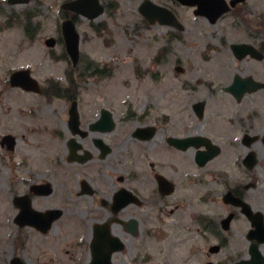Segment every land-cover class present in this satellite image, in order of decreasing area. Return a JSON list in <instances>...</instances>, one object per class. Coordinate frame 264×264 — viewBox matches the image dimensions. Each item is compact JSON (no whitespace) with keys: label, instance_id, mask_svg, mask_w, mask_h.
Wrapping results in <instances>:
<instances>
[{"label":"flooded vegetation","instance_id":"flooded-vegetation-1","mask_svg":"<svg viewBox=\"0 0 264 264\" xmlns=\"http://www.w3.org/2000/svg\"><path fill=\"white\" fill-rule=\"evenodd\" d=\"M10 1L17 0H0V36L16 21L4 14L5 7L30 22L39 16L33 11L38 0ZM77 1L54 0L48 7L58 19L43 51L56 66L68 67L63 81L40 78L33 60L20 65L0 60V200L8 210V224L20 236L26 231L47 235L62 219H76L75 226L69 221L65 227L73 243L85 250L84 264L100 248L101 258L111 252L112 264H117L121 252L116 247L122 242L124 251L141 226L126 211L159 201L168 206L176 197L177 209L196 226V242L205 252L200 264H264V9L253 7L250 0L179 4L220 34L227 32L230 19L237 21L230 27L245 31L247 40L232 45V52L238 60L254 62L258 70L231 77L218 91L207 84L203 98L197 95L205 81L186 82L189 97L180 102L185 106L182 114L173 115L165 106L155 111L151 104L135 111V102H119L109 92L85 104L80 81L89 66L81 30L85 25L104 27L96 21L107 7L100 0L104 14L90 20L72 10ZM81 8L96 14L101 6L95 0V5L84 2ZM174 14L176 27L161 26L184 32L185 22ZM30 26L24 35L35 42L40 29L33 22ZM77 37L75 64L70 50H75ZM217 38L221 43L223 38ZM237 45L253 52L240 59L233 49ZM20 46L29 49L19 48L17 55L40 53L36 44ZM103 77L104 68L93 74L97 83ZM237 79L251 81L257 90L251 85L242 94L229 91ZM141 160L145 164L140 168ZM52 211L60 212L53 222Z\"/></svg>","mask_w":264,"mask_h":264},{"label":"rangeland","instance_id":"rangeland-1","mask_svg":"<svg viewBox=\"0 0 264 264\" xmlns=\"http://www.w3.org/2000/svg\"><path fill=\"white\" fill-rule=\"evenodd\" d=\"M102 1L107 11L96 22L104 23V27L92 29L85 25L81 30L88 55L86 66H89L88 73L80 81L85 91V104L98 101V93L109 92L110 97L118 98L119 102H135V111L151 104L155 111L165 106L173 115L182 114L185 106L180 102L189 97L186 93L190 86L186 82L205 81L206 86H201L197 95V98H203L204 93L209 92L207 84L211 91H218V87L229 83L231 77L253 75L258 70L254 62L238 60L232 52V45L247 40L245 31L230 27L231 23L237 22L233 19L225 28L227 32L220 34L219 30L196 20L190 8L181 7L172 0H151L180 16L186 25V30L180 32L159 24L150 25L139 11L145 0ZM50 2L54 3V0H38L33 10L39 16L31 22L40 29L35 42L27 40L23 31L31 27V22L13 14L15 10L4 8V14L14 16L16 21L10 23L8 31L0 36V60H8L9 65L33 60L36 63L34 70L40 78L49 76L63 81L68 67L56 66L43 51L45 39L54 35L52 24L58 19V14L48 8ZM250 3L264 9V0H250ZM216 36L223 38L221 43ZM28 43L36 44L35 50L40 53L26 51L23 56L17 55V49L23 47L20 45ZM206 44L213 46L209 48ZM23 48L29 49L28 46ZM95 61L109 63L102 67V83L93 78L95 71L102 69ZM105 98L109 99V96ZM144 164L145 161H139L140 168ZM176 203L177 198L173 197L168 206L159 201L149 207L145 204L142 209L126 211L125 215L140 219L141 226L137 239L134 242L128 240L125 250L115 258L117 264H200L205 260L204 249L195 239L198 235L196 226L187 221L186 212L177 209ZM172 210H175L173 214ZM7 215L8 210L0 200V263L3 255L4 264H11L16 257L24 264H84L87 261L85 250L73 243L68 227H65L69 221L70 227L75 226L76 219H62L47 235L26 231L20 236L17 229L8 224Z\"/></svg>","mask_w":264,"mask_h":264},{"label":"water","instance_id":"water-1","mask_svg":"<svg viewBox=\"0 0 264 264\" xmlns=\"http://www.w3.org/2000/svg\"><path fill=\"white\" fill-rule=\"evenodd\" d=\"M83 0H79L78 2H76L77 5H81V2ZM88 1L90 4L94 5L95 1L94 0H86ZM98 1V0H97ZM182 4L185 5H191L193 6L195 4V0H177ZM205 0H200L197 1L198 4H202L204 3ZM17 2H13V4H15ZM23 3V2H22ZM79 13L82 14H88V17L90 19H95L96 17L100 16L103 12L104 9H100V11L96 14H89L86 13V11L84 9H81L80 7L76 9ZM141 13L150 21L151 24H154L156 21L161 22L162 24H168V25H172V26H177L176 23V18L175 16L167 9L162 8L160 6H157L153 3H151L150 1H146L140 8ZM234 52L236 53L237 57L240 59H243L248 53H252V49L251 47L245 46V45H237L233 47ZM72 54H76V57L74 56V60H75V64L77 62V58H78V41L76 42V48L75 50L71 51ZM252 84L251 81H243L240 79H237L236 82L234 83V85L232 87H230L228 90L229 91H233L239 94L244 93L248 87H250ZM253 91L257 90L256 85H253ZM50 215H53V218L51 219V222H53L54 220L59 218V211H52L49 213ZM49 227H46L42 230L46 231L48 230ZM101 249V248H100ZM100 249H95L93 250V256H94V260L91 264H112L111 263V252H109L108 254L104 255V259L101 258V253H100ZM116 251H121L123 250V246H118L115 249ZM13 264H23L20 259H15L13 261Z\"/></svg>","mask_w":264,"mask_h":264}]
</instances>
